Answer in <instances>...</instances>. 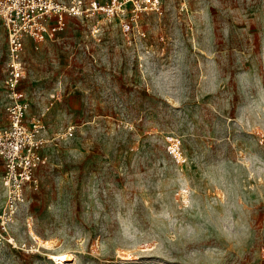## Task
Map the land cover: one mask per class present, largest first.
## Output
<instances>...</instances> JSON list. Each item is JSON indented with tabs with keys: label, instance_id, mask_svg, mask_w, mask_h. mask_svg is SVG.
<instances>
[{
	"label": "rangeland",
	"instance_id": "rangeland-1",
	"mask_svg": "<svg viewBox=\"0 0 264 264\" xmlns=\"http://www.w3.org/2000/svg\"><path fill=\"white\" fill-rule=\"evenodd\" d=\"M160 5L26 42L44 161L0 264H264V0Z\"/></svg>",
	"mask_w": 264,
	"mask_h": 264
},
{
	"label": "built area",
	"instance_id": "built-area-1",
	"mask_svg": "<svg viewBox=\"0 0 264 264\" xmlns=\"http://www.w3.org/2000/svg\"><path fill=\"white\" fill-rule=\"evenodd\" d=\"M161 0H0V24L6 35V73L3 85L8 93L7 124L0 126V188L4 203L0 211V241L16 246L9 234V218L25 201L27 186L37 187L36 171L43 163L40 149L46 142V127L29 119L30 101L21 87L24 78L23 50L33 41L38 48L47 38L65 27L67 17L84 18L102 11L107 17L131 6L132 19L141 12L159 11ZM98 28V23L95 25ZM126 23L125 28H129ZM71 134V132H68ZM24 245V244H23Z\"/></svg>",
	"mask_w": 264,
	"mask_h": 264
},
{
	"label": "crops",
	"instance_id": "crops-1",
	"mask_svg": "<svg viewBox=\"0 0 264 264\" xmlns=\"http://www.w3.org/2000/svg\"><path fill=\"white\" fill-rule=\"evenodd\" d=\"M1 25V24H0ZM4 29V28H3ZM5 31V30H4ZM4 39H5V44H6V35H5V33H4ZM5 49H6V47H5Z\"/></svg>",
	"mask_w": 264,
	"mask_h": 264
}]
</instances>
